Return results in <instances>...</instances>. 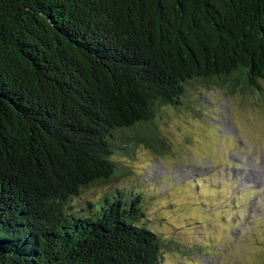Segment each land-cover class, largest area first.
Instances as JSON below:
<instances>
[{
    "label": "trees",
    "instance_id": "1",
    "mask_svg": "<svg viewBox=\"0 0 264 264\" xmlns=\"http://www.w3.org/2000/svg\"><path fill=\"white\" fill-rule=\"evenodd\" d=\"M260 83L264 0H0V264H163L118 160L166 153L190 91Z\"/></svg>",
    "mask_w": 264,
    "mask_h": 264
},
{
    "label": "rangeland",
    "instance_id": "2",
    "mask_svg": "<svg viewBox=\"0 0 264 264\" xmlns=\"http://www.w3.org/2000/svg\"><path fill=\"white\" fill-rule=\"evenodd\" d=\"M158 128L166 153L139 146L118 162L131 172L123 184L145 190L150 226L171 244L163 264H264V83L190 91Z\"/></svg>",
    "mask_w": 264,
    "mask_h": 264
}]
</instances>
